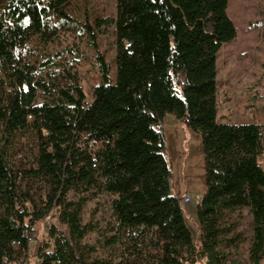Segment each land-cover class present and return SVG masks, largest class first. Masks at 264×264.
I'll list each match as a JSON object with an SVG mask.
<instances>
[{
    "label": "trees",
    "instance_id": "trees-1",
    "mask_svg": "<svg viewBox=\"0 0 264 264\" xmlns=\"http://www.w3.org/2000/svg\"><path fill=\"white\" fill-rule=\"evenodd\" d=\"M70 6L0 0V264H25L34 224L53 211L68 233L49 226L39 264H260L264 124L218 120L217 56L236 35L228 0H115L113 18ZM105 24L114 78L97 43ZM60 33L85 35L95 52L90 101L73 65L85 55L47 52ZM167 113L200 136L198 248L172 192ZM100 194L110 217L84 222Z\"/></svg>",
    "mask_w": 264,
    "mask_h": 264
},
{
    "label": "rangeland",
    "instance_id": "rangeland-1",
    "mask_svg": "<svg viewBox=\"0 0 264 264\" xmlns=\"http://www.w3.org/2000/svg\"><path fill=\"white\" fill-rule=\"evenodd\" d=\"M71 11H86L92 17L113 18L115 0H71ZM226 12L232 20L236 35L224 43L217 56V105L218 120L224 123H262L264 124V0H228ZM98 48L104 53L114 78V36L111 25H103L97 30ZM69 48L79 50L84 58L73 63L79 76V83L90 101L94 86L99 81L95 52L88 45L85 35L60 33L47 47L54 54ZM71 58L63 53L60 60ZM162 132L165 139V154L171 166L172 192L179 198L189 194L190 200L181 202L185 222L191 232L194 245L199 247V229L196 206L205 191L203 152L200 136L186 131L181 122L167 113L162 119ZM264 170V152L258 157ZM194 170V171H193ZM245 213V212H244ZM94 218H109L110 197L100 194L85 205L82 218L86 222L91 215ZM250 216L245 213L244 228L250 233ZM55 225L68 233L65 224L59 222L58 213L53 211L47 217L37 221L33 228L35 237L28 244L25 264H39L38 248L44 242L52 241L48 228ZM93 234L87 239L93 240ZM247 244L243 245L246 251ZM52 249V246L49 248ZM101 256L103 252L99 253ZM23 257L21 258V260ZM264 264V259L260 262Z\"/></svg>",
    "mask_w": 264,
    "mask_h": 264
},
{
    "label": "built area",
    "instance_id": "built-area-1",
    "mask_svg": "<svg viewBox=\"0 0 264 264\" xmlns=\"http://www.w3.org/2000/svg\"><path fill=\"white\" fill-rule=\"evenodd\" d=\"M88 148H89V150H90L91 152H93V151L95 150V148H94L91 144H88ZM190 198H191V196H190L189 194H187V195H185V196H183V197L181 198L180 202H187V201L190 200ZM30 241H31V240H29V242H30ZM14 247H15L16 249H18V244L14 243Z\"/></svg>",
    "mask_w": 264,
    "mask_h": 264
},
{
    "label": "bare ground",
    "instance_id": "bare-ground-1",
    "mask_svg": "<svg viewBox=\"0 0 264 264\" xmlns=\"http://www.w3.org/2000/svg\"><path fill=\"white\" fill-rule=\"evenodd\" d=\"M194 171V170H193Z\"/></svg>",
    "mask_w": 264,
    "mask_h": 264
}]
</instances>
